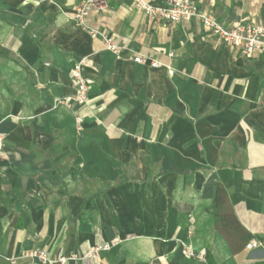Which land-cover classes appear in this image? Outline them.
<instances>
[{"label":"crops","instance_id":"obj_1","mask_svg":"<svg viewBox=\"0 0 264 264\" xmlns=\"http://www.w3.org/2000/svg\"><path fill=\"white\" fill-rule=\"evenodd\" d=\"M89 1L0 0V264H40L36 249L66 264H264V55L104 0L87 25L117 57L75 21ZM190 1L227 28L264 25V0ZM85 58L88 102L64 104Z\"/></svg>","mask_w":264,"mask_h":264},{"label":"built area","instance_id":"obj_2","mask_svg":"<svg viewBox=\"0 0 264 264\" xmlns=\"http://www.w3.org/2000/svg\"><path fill=\"white\" fill-rule=\"evenodd\" d=\"M134 6L145 12L149 16L160 17L167 22L179 24L181 22H191L195 19L200 20L203 28L208 33L209 37L221 40L231 46L242 48L248 57L264 55V25L262 24H236L232 28H227L211 14L202 12L194 2L190 0H167L161 7H155L151 4V0H129ZM104 0H90L89 2L79 6L75 13V21L89 31L93 37H100L105 45V49L115 56H120L123 52V47L113 36L100 32L97 29L87 25V18L93 7L102 9ZM136 63H144L145 58L141 55L135 57ZM90 64L87 58L77 63L71 71V79L76 87V96L72 99H67L64 104H70L71 101L79 105H84L88 102V92L90 89L91 80L84 74V69ZM153 67H159L158 61H152ZM169 74L173 75L174 71L169 69ZM3 143L0 138V154L2 153ZM262 246V242L251 240L247 243V250H255ZM109 245H104L91 250L86 257L96 258L98 254L108 249ZM186 253L194 255L192 250H187ZM28 257L32 260H38L40 264H66L69 260L66 256H60L56 259L50 258L46 250H32L28 253ZM72 259L76 256H72Z\"/></svg>","mask_w":264,"mask_h":264},{"label":"trees","instance_id":"obj_3","mask_svg":"<svg viewBox=\"0 0 264 264\" xmlns=\"http://www.w3.org/2000/svg\"><path fill=\"white\" fill-rule=\"evenodd\" d=\"M228 197L226 191L223 189V187L220 184L216 185V190H215V198H214V203H213V208H212V214L215 219V226H218V222L223 223L228 220L227 215V210H228ZM222 212L224 214H222Z\"/></svg>","mask_w":264,"mask_h":264}]
</instances>
